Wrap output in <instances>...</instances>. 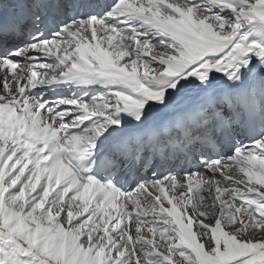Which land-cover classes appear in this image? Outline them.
<instances>
[{
  "label": "snow or ice",
  "instance_id": "snow-or-ice-1",
  "mask_svg": "<svg viewBox=\"0 0 264 264\" xmlns=\"http://www.w3.org/2000/svg\"><path fill=\"white\" fill-rule=\"evenodd\" d=\"M245 27L264 0H0V264H264Z\"/></svg>",
  "mask_w": 264,
  "mask_h": 264
},
{
  "label": "rangeland",
  "instance_id": "rangeland-1",
  "mask_svg": "<svg viewBox=\"0 0 264 264\" xmlns=\"http://www.w3.org/2000/svg\"><path fill=\"white\" fill-rule=\"evenodd\" d=\"M247 31L250 34V38H256L261 36L262 38H264V32H259L253 28H249V27H245L243 29H241V33Z\"/></svg>",
  "mask_w": 264,
  "mask_h": 264
},
{
  "label": "bare ground",
  "instance_id": "bare-ground-1",
  "mask_svg": "<svg viewBox=\"0 0 264 264\" xmlns=\"http://www.w3.org/2000/svg\"><path fill=\"white\" fill-rule=\"evenodd\" d=\"M256 38L264 39V38H262L261 36H259V37H256Z\"/></svg>",
  "mask_w": 264,
  "mask_h": 264
}]
</instances>
